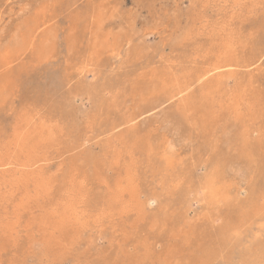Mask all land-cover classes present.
Instances as JSON below:
<instances>
[{"label":"rangeland","instance_id":"obj_1","mask_svg":"<svg viewBox=\"0 0 264 264\" xmlns=\"http://www.w3.org/2000/svg\"><path fill=\"white\" fill-rule=\"evenodd\" d=\"M263 33L264 0H0V264H264Z\"/></svg>","mask_w":264,"mask_h":264},{"label":"bare ground","instance_id":"obj_2","mask_svg":"<svg viewBox=\"0 0 264 264\" xmlns=\"http://www.w3.org/2000/svg\"><path fill=\"white\" fill-rule=\"evenodd\" d=\"M176 2V1H175ZM112 13V12H111ZM240 17H241V15H240ZM255 17V16H254ZM260 22V21H259ZM48 28V27H47ZM50 30V29H49ZM255 31V30H254ZM49 33V32H48ZM94 33V32H93ZM264 34V33H263ZM25 35V34H24ZM19 36V35H18ZM26 37V36H25ZM43 38V37H42ZM17 39V38H16ZM44 41V40H43ZM18 43V42H17ZM53 46V45H52ZM117 46V45H116ZM21 48V47H20ZM102 53V52H101ZM18 54V53H17ZM16 55V54H15ZM9 57V56H8ZM1 61V60H0ZM130 65V64H129ZM243 68V67H242ZM193 79H194V77H193ZM196 83V82H195ZM174 88V87H173ZM153 105V104H152ZM154 107V106H153ZM158 111V110H157ZM164 112V111H163ZM156 115V114H155ZM157 119V118H156ZM184 119V118H183ZM136 120V119H135ZM175 126V125H174ZM179 128V127H178ZM172 131V130H171ZM227 132V131H226ZM179 138V137H178ZM180 140V139H179ZM239 143V142H238ZM219 155V154H218ZM236 165V164H235ZM237 171V170H236ZM243 171V170H242ZM235 174V173H234ZM237 175H238V173H237ZM195 180H196V178H195ZM238 181V180H237ZM232 189H233V187H232ZM155 200V199H154ZM54 228V227H53ZM180 252V251H179ZM48 263V262H47Z\"/></svg>","mask_w":264,"mask_h":264}]
</instances>
